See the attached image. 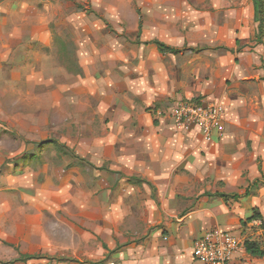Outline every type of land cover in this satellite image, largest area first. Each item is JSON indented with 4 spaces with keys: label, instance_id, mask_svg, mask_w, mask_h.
I'll return each instance as SVG.
<instances>
[{
    "label": "rangeland",
    "instance_id": "rangeland-1",
    "mask_svg": "<svg viewBox=\"0 0 264 264\" xmlns=\"http://www.w3.org/2000/svg\"><path fill=\"white\" fill-rule=\"evenodd\" d=\"M252 6L253 0H0V264H106L152 233L178 235L158 194H165L169 214L184 217L194 206L182 192L196 189L194 182L156 185L112 170L122 152H145L140 144L152 138L139 130L153 124L155 108L174 101L167 93L184 81L186 64L212 74L234 41L230 24L258 26ZM260 37L264 47V21ZM152 41L182 54H160ZM261 70L246 85L258 102L264 89L252 83L258 74L264 81ZM257 108L258 114L239 108L232 118L244 127L231 144L245 143L249 157L224 165L243 179L231 181L230 206L246 186L264 199V181L251 182L260 170L264 176V101ZM243 215L242 240L264 247L260 225L245 227Z\"/></svg>",
    "mask_w": 264,
    "mask_h": 264
},
{
    "label": "crops",
    "instance_id": "crops-1",
    "mask_svg": "<svg viewBox=\"0 0 264 264\" xmlns=\"http://www.w3.org/2000/svg\"><path fill=\"white\" fill-rule=\"evenodd\" d=\"M230 29L235 36L234 41L225 48L226 54L218 56L220 61L218 62L217 59L213 72H210L212 74L205 73L203 75L200 73L202 71L200 65L186 64L187 75L184 77V81L180 86H176L173 93H167L174 101L163 108L160 106L162 109L155 108V111L152 112L153 124L147 123L145 131L139 130V136L146 135L152 138L151 142L142 141L140 144V149H144L145 152L142 151L138 154L122 152L123 162L112 170L127 177L142 174V179L156 185L175 180L194 182L196 189L182 192V195L193 198V201L188 200V203H192L189 208L194 206L193 210L188 211L184 217L169 214L168 202L162 198H165V194L159 192V200L164 203L162 205L164 215L172 222L174 221L171 223L172 227L181 228L176 229L178 235L160 239L158 232L152 233L143 243L117 251L113 260L116 264H199L192 257V246L194 240L204 232L219 229L238 237L244 243L245 239L242 240V235L237 231L238 226L242 223L238 215H243L242 211L245 210V212L243 211L245 213L243 216L246 219L244 226L247 228L260 225V220L247 221L252 216L253 209H257L261 214L262 221L264 220V199L262 201L256 196L257 191L252 196L248 190L249 187L246 186L243 196H240L241 198L236 203L230 206L228 201V197L232 196H230L231 181L238 180L241 185L243 179L239 174H233L232 170L224 165L234 163L236 160L237 163H240L249 157L245 143L237 146L231 144L230 141L232 134L236 133L235 131L240 127L242 129L244 127L240 120H232L233 117H236L234 111L242 108V112L249 109L253 113H257L258 104L264 101L262 94L264 81L258 77L259 74L255 77L256 82L252 84L257 85L256 90H261L262 101L258 102L257 97L251 98L246 94L248 91L246 85H249L250 80L253 79L251 78L252 71L255 68H262L261 71L264 72L261 66L264 49L254 43L256 25L252 22L244 25L241 20H236L230 24ZM236 41L239 44L238 49L243 47L239 53H237ZM248 45L250 47H247ZM178 50L177 55H181L182 50ZM183 100H201L222 104L225 108L224 137L221 140L205 142L196 130L188 134L177 132L167 115L168 110L164 109L170 104L173 106ZM156 105L153 107H157ZM239 105L242 107L236 108ZM152 116L149 118L152 119ZM249 130L250 127H248L247 133ZM235 149L237 151H233ZM240 153L241 157H239ZM144 157H147L148 160L144 161ZM253 177L251 182L257 180V177L264 181L263 174ZM125 191L130 193L127 196L130 200L135 199L136 201L137 196L134 191ZM107 193L112 194L113 191L105 192V194ZM103 194H99V197H105ZM114 195L119 199L122 197L123 191H117ZM143 197L149 198V193ZM253 222L258 224L253 225ZM245 261L248 263H244ZM229 264H264V257H251L242 248Z\"/></svg>",
    "mask_w": 264,
    "mask_h": 264
},
{
    "label": "built area",
    "instance_id": "built-area-1",
    "mask_svg": "<svg viewBox=\"0 0 264 264\" xmlns=\"http://www.w3.org/2000/svg\"><path fill=\"white\" fill-rule=\"evenodd\" d=\"M167 115L177 132L188 134L196 130L205 142L221 140L225 135V108L219 102L183 100L171 106ZM242 248L238 237L213 229L194 240L192 257L199 264H229Z\"/></svg>",
    "mask_w": 264,
    "mask_h": 264
},
{
    "label": "trees",
    "instance_id": "trees-1",
    "mask_svg": "<svg viewBox=\"0 0 264 264\" xmlns=\"http://www.w3.org/2000/svg\"><path fill=\"white\" fill-rule=\"evenodd\" d=\"M253 19L256 23H258V26L256 27L255 38H254V40L258 41V42H255V44L257 45L259 41H261L260 32H261L262 21H264V0H253ZM149 44L153 45L160 54H169V55L175 56L179 53L178 49L166 46L165 44L159 41H152ZM236 45H238L237 41H236ZM261 62L264 63V59L261 60ZM263 63H262V67H263ZM259 172H260L259 174L262 176L261 170ZM258 183L259 182L256 181V184ZM246 193H249V192L246 191ZM253 220H260V227L263 233L262 238L264 241V223L262 221L261 214L258 212L257 209H253L252 216L247 219V221H253ZM258 244L255 242H249L247 240H245L243 243L244 249L248 255H250L251 257H256V258H263L264 257V247H261ZM26 259L31 260V259H35V257L27 256L25 260Z\"/></svg>",
    "mask_w": 264,
    "mask_h": 264
}]
</instances>
